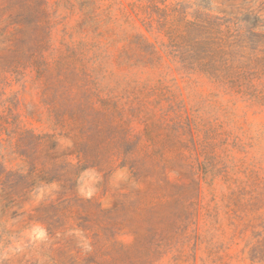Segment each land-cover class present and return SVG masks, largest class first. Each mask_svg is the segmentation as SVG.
<instances>
[{"label":"rangeland","instance_id":"1","mask_svg":"<svg viewBox=\"0 0 264 264\" xmlns=\"http://www.w3.org/2000/svg\"><path fill=\"white\" fill-rule=\"evenodd\" d=\"M150 1L0 0V160L26 173L30 131L73 165L8 195L19 208L0 197V264H264V107L167 57L128 18ZM208 7L264 20V0ZM135 32L163 51L152 68L119 63ZM82 104L113 115L63 112Z\"/></svg>","mask_w":264,"mask_h":264},{"label":"trees","instance_id":"2","mask_svg":"<svg viewBox=\"0 0 264 264\" xmlns=\"http://www.w3.org/2000/svg\"><path fill=\"white\" fill-rule=\"evenodd\" d=\"M166 1L151 0L147 5L133 4L128 18L137 17L150 34L153 31L163 32L168 38L167 43H162L166 56L184 69L204 74L251 104L264 107V20L250 12L223 16L211 14L207 9H210L208 6L213 0L170 5ZM126 40V46L119 53L121 65L152 68L154 63L161 60L159 54L163 51L157 50L156 45L143 33L135 32ZM59 79L65 80V77L60 75ZM63 112L86 122L113 115L90 104ZM20 142L24 143L20 155L28 167L26 173L21 169H8L0 160V197L5 201L12 193L28 190L32 186L28 182H51L59 177L61 169L73 167L70 161L54 158L59 143L52 135L27 131ZM76 146V153L84 155L83 151L90 146V139L84 138ZM37 151L44 156L38 159ZM132 163L134 168L141 166L137 159H132ZM21 204L8 200L2 210L4 212L13 206L19 208ZM49 208L52 206L37 208L36 220L43 221L45 210ZM51 229L49 227L48 232L53 236Z\"/></svg>","mask_w":264,"mask_h":264}]
</instances>
